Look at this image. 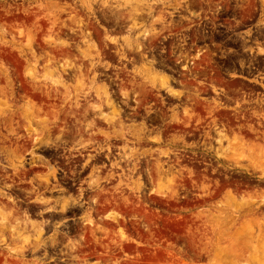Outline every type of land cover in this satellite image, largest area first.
<instances>
[{
  "label": "rangeland",
  "instance_id": "rangeland-1",
  "mask_svg": "<svg viewBox=\"0 0 264 264\" xmlns=\"http://www.w3.org/2000/svg\"><path fill=\"white\" fill-rule=\"evenodd\" d=\"M0 264H264V0H0Z\"/></svg>",
  "mask_w": 264,
  "mask_h": 264
}]
</instances>
